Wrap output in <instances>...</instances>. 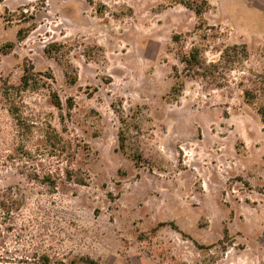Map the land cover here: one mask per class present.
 <instances>
[{"label":"rangeland","instance_id":"374dc122","mask_svg":"<svg viewBox=\"0 0 264 264\" xmlns=\"http://www.w3.org/2000/svg\"><path fill=\"white\" fill-rule=\"evenodd\" d=\"M209 3L0 1V264H264V0ZM30 68L22 156L2 93Z\"/></svg>","mask_w":264,"mask_h":264},{"label":"trees","instance_id":"16d2710c","mask_svg":"<svg viewBox=\"0 0 264 264\" xmlns=\"http://www.w3.org/2000/svg\"><path fill=\"white\" fill-rule=\"evenodd\" d=\"M2 1V0H0ZM182 5L189 8L194 12V14L198 18H202L211 8L209 0H178ZM180 61L183 64L182 70L189 76L193 75H204L206 74L208 68L214 66L213 62H209L206 65V59H204L201 55V48L196 45H193L188 51H186L180 58ZM177 74L179 71L176 69ZM35 72L33 68L28 69L25 71L20 79V86L18 88H14L13 86L6 87L4 89V102L6 103V107L8 112L13 116L15 120V124L17 127L18 132H20V139L18 142V147L16 150L20 149V153L22 156L27 154L30 155V148H29V140L30 135H32L33 128L37 126V121L34 115L30 114L25 116L23 110L21 109L22 103V94L21 92L24 90H34L37 89V79L35 77ZM19 95V99H16ZM51 103L56 106H61V100L56 93L52 94ZM258 112L261 116L262 121L264 122V104H262L258 108ZM54 134L50 137L54 148V155L58 156V158H62L63 153L62 150L58 147H65L70 144V142H66L65 144H61L62 138L59 136L57 132L53 130ZM123 141V138H122ZM59 144L61 146H59ZM58 145V146H57ZM123 146V143H122ZM57 151V152H56ZM139 158V156H138ZM51 174L45 173L42 177L43 183H50L51 185L55 186V182L50 180ZM78 183H82V180H77ZM19 205V201L16 198L8 194H0V212L4 215L10 216L14 209L17 208ZM77 260L83 262V264H101L99 261L89 257V256H80L78 258L72 259L70 264H76ZM35 264H65V262L61 259H57L54 261L48 254H35L34 258Z\"/></svg>","mask_w":264,"mask_h":264}]
</instances>
